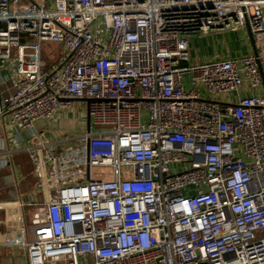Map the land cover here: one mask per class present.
Listing matches in <instances>:
<instances>
[{
    "label": "built area",
    "instance_id": "1",
    "mask_svg": "<svg viewBox=\"0 0 264 264\" xmlns=\"http://www.w3.org/2000/svg\"><path fill=\"white\" fill-rule=\"evenodd\" d=\"M242 27L255 52L192 59L194 36ZM43 43L61 48L48 66ZM263 81L264 0H0V121L15 150L29 133L35 178L0 202V246L28 264H264ZM62 117L79 134L43 136Z\"/></svg>",
    "mask_w": 264,
    "mask_h": 264
},
{
    "label": "crops",
    "instance_id": "2",
    "mask_svg": "<svg viewBox=\"0 0 264 264\" xmlns=\"http://www.w3.org/2000/svg\"><path fill=\"white\" fill-rule=\"evenodd\" d=\"M203 36H206L207 38L206 43H208V45L206 46L210 50H209V53L205 52L203 54L204 58L202 59H210L214 57L234 58L242 54L254 52L251 32L249 28L247 27L239 28L236 31L214 32V33H210L206 35H196L192 38L190 44H193L194 39L195 41H197V38L203 37ZM236 42L241 43L244 46V50L243 48L238 47L236 45ZM191 57L193 60L201 59V58L194 57L192 55ZM186 86H189L188 83L186 84ZM256 92L259 95H264V83L259 88H257ZM251 93H252V90L249 89L247 86H243L241 88V94L243 96L250 95ZM71 121L66 120L65 118L62 117L58 121L57 127L54 130L50 131V136L54 138H60L62 134L66 133V131L69 128H71L72 126L74 128L76 126L75 121L73 119ZM4 123L8 125L7 120L3 122L0 121V140L2 141L3 139H5L6 140L5 145L15 150L16 142L14 143L11 139H8L6 137L5 130H4L5 128ZM36 127L41 129L43 127L42 122H37ZM21 138L22 139L20 142H21V147L23 148V150H15L11 154V156L7 152L0 154V172L5 173L6 169L10 167L9 170L12 171L13 175L15 174L14 176L17 177V179H18L17 172L20 171L22 173V176L24 175V177H29L30 175H32L31 171L33 169L31 159L29 157L28 152L26 151V147L29 145V142H30L29 133L23 132L21 135ZM8 159L9 160L11 159L13 163L12 162L7 163L6 160ZM33 179H34L33 182H35L34 177ZM2 180L3 178L1 177L0 178V202H13L12 200H9L11 198V195L7 191H5L6 190L5 188L2 187L3 185ZM19 191L23 197H25L28 194V192H30L29 190L22 192L20 189V185H19L18 192ZM3 217H4V212H3ZM0 218H1V214H0ZM3 226H4L3 224H0V230L2 232L4 228ZM0 264H28V259H27L25 250L23 248H18V247L9 248L6 246H0Z\"/></svg>",
    "mask_w": 264,
    "mask_h": 264
},
{
    "label": "rangeland",
    "instance_id": "3",
    "mask_svg": "<svg viewBox=\"0 0 264 264\" xmlns=\"http://www.w3.org/2000/svg\"><path fill=\"white\" fill-rule=\"evenodd\" d=\"M24 1L29 2V0H24ZM195 42H197V43H195ZM206 42H207L206 36L197 38V41H195V39H194L193 44L189 45V51H190L191 55L194 57H197V58H201V59L204 58L203 54L205 52L209 53V50H210L206 46V45H208V43H206ZM236 45L238 47L243 48V50H244V46L241 43L236 42ZM60 50H61V48L58 45H55L53 43H43V65L48 66L52 62H54L59 57ZM201 59H198V60H201ZM98 130H100V129H98L96 127L92 128L93 132H96ZM66 132L68 134H72V135L73 134H79V132L76 131V126L74 128L72 126ZM43 136H50V132H47V131L44 132ZM68 143H70V142H68ZM68 143L65 142L63 144H60V147L66 148L67 146H69ZM7 169H6L7 172L4 170L5 173L0 172V178L1 177L3 178L2 187L5 188L6 189L5 191H7L11 195V198L9 200H12V201L19 200V195H18V189L19 188L16 184V181H15V178L12 174V171L9 170L10 167H8ZM99 172H102L105 175H108L109 171L105 170V169H100ZM17 175H18V181H19L21 191L22 192H25L26 190L31 191L33 189V186H34L33 176L30 175L29 177H24V175L22 176V173L20 171L17 172ZM32 213H33V208L29 207L27 209V221H28L29 225L32 224ZM0 214H1L0 220L3 221L4 217H3V211L2 210H0Z\"/></svg>",
    "mask_w": 264,
    "mask_h": 264
},
{
    "label": "water",
    "instance_id": "4",
    "mask_svg": "<svg viewBox=\"0 0 264 264\" xmlns=\"http://www.w3.org/2000/svg\"><path fill=\"white\" fill-rule=\"evenodd\" d=\"M251 37H252V35H251ZM252 42H253V46H254V52L256 51V49H255V45H254V40H253V37H252ZM263 83H264V81H263Z\"/></svg>",
    "mask_w": 264,
    "mask_h": 264
}]
</instances>
